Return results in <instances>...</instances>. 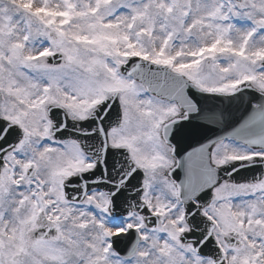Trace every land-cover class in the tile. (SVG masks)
<instances>
[{
    "label": "snow or ice",
    "instance_id": "6c2138e0",
    "mask_svg": "<svg viewBox=\"0 0 264 264\" xmlns=\"http://www.w3.org/2000/svg\"><path fill=\"white\" fill-rule=\"evenodd\" d=\"M0 264H264V0H0Z\"/></svg>",
    "mask_w": 264,
    "mask_h": 264
}]
</instances>
